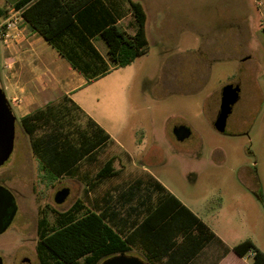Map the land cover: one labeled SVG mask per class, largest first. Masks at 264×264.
I'll return each instance as SVG.
<instances>
[{"label": "rangeland", "instance_id": "obj_1", "mask_svg": "<svg viewBox=\"0 0 264 264\" xmlns=\"http://www.w3.org/2000/svg\"><path fill=\"white\" fill-rule=\"evenodd\" d=\"M14 1L0 0V10L11 9ZM141 1L148 17L147 53L107 78L109 86L128 83L124 102L104 105L101 99L96 104L104 119L119 122L126 148L110 143L74 176L42 184L40 162L16 123L14 149L0 166V181L20 192L22 232L0 238L4 264L17 258L22 264H40L36 245L41 212L52 223L53 211H66L78 199L91 207L114 187L121 191L136 179L148 182L152 177L217 235L208 248L216 249L215 256L235 259L233 247L246 239L264 252V8L255 0ZM249 51L251 59L245 57ZM231 84L240 87L239 107L226 132L219 134L213 129L217 102ZM255 99L257 119L251 115L254 121L242 122L241 112ZM75 120L85 123L80 116ZM180 125L191 130L183 142L173 135ZM112 156L118 158L119 175L87 190L84 173L93 179ZM63 188L70 190L69 196L56 205L54 195ZM128 254L142 258L135 251ZM245 260L250 264L251 255Z\"/></svg>", "mask_w": 264, "mask_h": 264}, {"label": "trees", "instance_id": "obj_2", "mask_svg": "<svg viewBox=\"0 0 264 264\" xmlns=\"http://www.w3.org/2000/svg\"><path fill=\"white\" fill-rule=\"evenodd\" d=\"M31 1L19 0L12 8L20 11ZM47 1H51L49 10L43 11L41 4H36L22 15L88 83L132 65L147 53V16L141 3L128 0L134 18V33L130 35L116 25L114 16L98 0ZM0 14L5 17L7 9ZM96 35L107 46L109 63L91 42ZM44 116L43 111H37L21 121L32 154L47 175L44 180L74 176L79 163L95 161L97 149L109 139L93 121L88 122L87 128H92L88 135L74 125L64 131L62 120ZM39 122H47L41 135L37 134ZM75 132L79 136L75 137ZM114 161L113 157L105 161L93 179L84 173L87 190L119 175ZM41 213L36 246L40 264H100L132 251L149 264H188L216 238L195 213L153 177L148 182L136 179L121 191L114 189L91 207L78 199L66 211H53L52 223L46 212ZM233 252L242 258L251 255V264H264V252L250 239L235 245Z\"/></svg>", "mask_w": 264, "mask_h": 264}, {"label": "crops", "instance_id": "obj_3", "mask_svg": "<svg viewBox=\"0 0 264 264\" xmlns=\"http://www.w3.org/2000/svg\"><path fill=\"white\" fill-rule=\"evenodd\" d=\"M18 1L19 0H15L14 4ZM98 1L114 16L116 25L120 26L128 34L133 35L134 18L128 0ZM132 1L141 4L143 3L141 0ZM43 2L44 0H32L31 3L20 10V36L17 39H14L9 46L3 45V51H0V60H2V62H0V87L4 90L6 96L7 94L10 96L7 98L10 101L13 114L16 118V123L22 128L21 121L24 117L37 111H43L46 119L53 116L62 120L61 126H63L64 131L67 130L66 127L69 128L70 125H74L77 129L80 128L81 131L84 130L89 135L92 128L89 127L90 129H88L87 125L89 121H93L109 136V139L97 149L98 153L110 143L118 148L125 149L124 138L120 133L122 132V127L119 129V122L116 120L114 121V119L113 121L104 119L102 113L97 111L96 108V104L98 105L101 99L104 101V105L124 102L128 83L125 80H122L118 84H112L115 86L112 88V85L109 86V82L107 81V78L112 73L124 68L115 69L107 76L96 80L95 82L88 83L87 80L76 72L57 52V50L37 31L31 28L29 23L24 19L22 14L30 6L41 4L43 11L51 8L49 3L51 1ZM12 5L13 4H10L9 6L12 7ZM142 6L144 8L143 4ZM2 7H4V5ZM261 8H264V6ZM7 10L10 9L7 8ZM91 42L104 60L109 63L107 46L102 38L99 35H96L92 38ZM245 57L251 59L252 53L250 51L247 52ZM111 96L112 99L117 102H113ZM255 104L256 99L254 103L246 107L248 114L245 115V117L249 118V120L251 115L254 116L255 119L258 117V111H256ZM218 109L219 99L214 119L216 118ZM72 115L75 116V119L78 116L83 118L85 121L83 126L78 125L77 120L71 118ZM64 117L68 119H64ZM255 119H251L250 121L252 122ZM108 123L111 125L109 126ZM39 125L41 129L38 130L37 134L41 135L47 129V126H45L47 125V122H39ZM72 129L73 128L71 127L69 128V130ZM75 133V137L79 136L78 132ZM112 157L115 159V167L118 158L116 156ZM85 162L86 161L80 162L79 166ZM115 169L121 171V169H117L116 167ZM114 189H116V187L113 188V191ZM192 212L194 213V211ZM217 238L216 235V238L209 242L188 264H249L248 260H245V257L242 258L238 255H236L237 257L235 259L232 258L229 262L224 253H218L215 256L216 249L212 251L208 248L215 242V240H217ZM180 241L181 238L179 239V242ZM222 249L224 250V247Z\"/></svg>", "mask_w": 264, "mask_h": 264}, {"label": "water", "instance_id": "obj_4", "mask_svg": "<svg viewBox=\"0 0 264 264\" xmlns=\"http://www.w3.org/2000/svg\"><path fill=\"white\" fill-rule=\"evenodd\" d=\"M239 97V88L237 85L231 84L226 86L221 94L220 112L213 123V129L224 134L226 130L227 118L232 111L233 105ZM15 128L16 118L8 100L6 93L0 87V166L11 156L15 143ZM173 135L177 142H183L190 138L191 130L184 126H176L173 129ZM70 190L63 188L54 195V203L62 205L69 196ZM12 198L10 192L0 185V229L2 228L3 220L9 209H12ZM0 264L2 259L0 258ZM100 264H149L143 259L132 256L126 253H120L103 260Z\"/></svg>", "mask_w": 264, "mask_h": 264}, {"label": "flooded vegetation", "instance_id": "obj_5", "mask_svg": "<svg viewBox=\"0 0 264 264\" xmlns=\"http://www.w3.org/2000/svg\"><path fill=\"white\" fill-rule=\"evenodd\" d=\"M238 88H239V97H238L237 102L232 107V111L227 118V123H228V120H230V118L236 116V112H237L236 109H237V107H239L238 103H239L240 98H241V90H240L239 86H238ZM221 94H222V92H221ZM220 104H221V95L219 97V109H218V113L216 115V118L218 117L219 112H220ZM247 114H248V110L246 111V109L243 112H241V117H242L241 121L242 122H243V120H246L245 115H247ZM216 118H215V120H216ZM226 127H227V124H226ZM225 132H226V130H225ZM14 172H16V170ZM45 177H47V175L45 173H43V175L40 177V181L42 184L44 182ZM45 181H47V180H45ZM0 185L3 186L4 188H6L10 192V195L12 198V204H13L12 209L8 210L6 216L3 220L2 228L0 229V238L4 237V236L8 237L7 235H10L11 233L20 235L22 232V224L20 223L19 218H18L20 216V207H19L20 192L17 189H14L13 187L7 185L5 182L0 181ZM16 249L19 250L20 246L17 245ZM0 258L2 259V264H4L5 259L2 256V254H0ZM27 262H28V264H31L30 261L27 260ZM17 263L22 264L23 263L22 259H18V258L15 259L14 264H17Z\"/></svg>", "mask_w": 264, "mask_h": 264}, {"label": "built area", "instance_id": "obj_6", "mask_svg": "<svg viewBox=\"0 0 264 264\" xmlns=\"http://www.w3.org/2000/svg\"><path fill=\"white\" fill-rule=\"evenodd\" d=\"M258 7L264 6V0H255ZM20 11L15 9L8 10L6 15L0 22V40L4 46H9L14 39L20 36Z\"/></svg>", "mask_w": 264, "mask_h": 264}]
</instances>
